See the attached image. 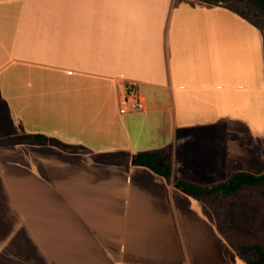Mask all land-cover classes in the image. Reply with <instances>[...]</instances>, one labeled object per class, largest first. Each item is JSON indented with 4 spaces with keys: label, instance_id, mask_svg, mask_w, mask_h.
<instances>
[{
    "label": "crops",
    "instance_id": "1",
    "mask_svg": "<svg viewBox=\"0 0 264 264\" xmlns=\"http://www.w3.org/2000/svg\"><path fill=\"white\" fill-rule=\"evenodd\" d=\"M128 84L145 107L120 114ZM26 133L88 151L0 142V264H247L203 200L131 163L167 152L203 186L264 172L263 35L237 12L0 0V139Z\"/></svg>",
    "mask_w": 264,
    "mask_h": 264
},
{
    "label": "trees",
    "instance_id": "2",
    "mask_svg": "<svg viewBox=\"0 0 264 264\" xmlns=\"http://www.w3.org/2000/svg\"><path fill=\"white\" fill-rule=\"evenodd\" d=\"M203 1L210 2L212 4H217V2L213 0H203ZM247 1L257 4L264 15V0H247ZM238 14L241 15L243 18H246L250 23H252L257 27L256 24H254L250 19L245 17L243 14L240 13ZM0 142L7 144L53 145L69 153H81L88 151L87 148L81 145L67 144L55 137L46 136L40 133L17 134L2 138L0 139ZM93 157L97 160L101 159L100 156L96 154H94ZM131 163L133 165H140L149 168L154 173L165 177L167 180H171L172 185L175 188L182 191L183 193L195 199H200L203 201L205 198H210L218 194L231 195L237 191L243 190L244 188L264 187V172L260 174H255L247 171H238V172L230 173V175L226 180L211 186H203L192 181H187L173 172L170 163V157L167 152L153 151L147 153H137L132 155ZM261 194L264 195V188L261 191ZM216 223H217L216 225L218 231L221 234H223L221 226L218 224V222ZM226 239L228 240L231 247L235 250L237 255L243 258L247 262V264H263L264 249L260 244L255 243V244L237 245L232 243L230 239L227 238V236ZM249 249H253L258 253V257L256 259L249 258L245 255L246 251Z\"/></svg>",
    "mask_w": 264,
    "mask_h": 264
},
{
    "label": "rangeland",
    "instance_id": "3",
    "mask_svg": "<svg viewBox=\"0 0 264 264\" xmlns=\"http://www.w3.org/2000/svg\"><path fill=\"white\" fill-rule=\"evenodd\" d=\"M213 1L250 19L261 30L264 43V15L257 4L247 0ZM261 149L263 155L264 147ZM223 180L225 179L215 177L213 181L219 183ZM263 188H244L231 195L218 194L204 199V202L212 208L223 234L232 243L237 245L257 243L264 249V195L261 194ZM245 255L253 259L258 257V253L253 249L247 250Z\"/></svg>",
    "mask_w": 264,
    "mask_h": 264
},
{
    "label": "built area",
    "instance_id": "4",
    "mask_svg": "<svg viewBox=\"0 0 264 264\" xmlns=\"http://www.w3.org/2000/svg\"><path fill=\"white\" fill-rule=\"evenodd\" d=\"M145 107L144 99L133 84L124 87L118 98V110L120 114H128L140 111Z\"/></svg>",
    "mask_w": 264,
    "mask_h": 264
}]
</instances>
